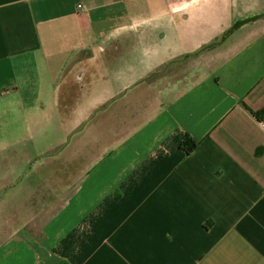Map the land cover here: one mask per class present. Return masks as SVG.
I'll return each instance as SVG.
<instances>
[{
	"label": "crops",
	"instance_id": "obj_1",
	"mask_svg": "<svg viewBox=\"0 0 264 264\" xmlns=\"http://www.w3.org/2000/svg\"><path fill=\"white\" fill-rule=\"evenodd\" d=\"M263 108L264 0H0V264H264Z\"/></svg>",
	"mask_w": 264,
	"mask_h": 264
},
{
	"label": "trees",
	"instance_id": "obj_2",
	"mask_svg": "<svg viewBox=\"0 0 264 264\" xmlns=\"http://www.w3.org/2000/svg\"><path fill=\"white\" fill-rule=\"evenodd\" d=\"M243 22L236 23L234 27H238ZM251 115L255 118L260 124H264V108L255 112L250 111ZM198 143L194 141L189 136H186L180 143V149L184 152L185 155H189L196 147Z\"/></svg>",
	"mask_w": 264,
	"mask_h": 264
},
{
	"label": "rangeland",
	"instance_id": "obj_3",
	"mask_svg": "<svg viewBox=\"0 0 264 264\" xmlns=\"http://www.w3.org/2000/svg\"><path fill=\"white\" fill-rule=\"evenodd\" d=\"M23 190L24 188L22 187H16V188L0 187V208L4 210L7 208L10 198L14 197V196L10 197L9 195L22 194Z\"/></svg>",
	"mask_w": 264,
	"mask_h": 264
},
{
	"label": "built area",
	"instance_id": "obj_4",
	"mask_svg": "<svg viewBox=\"0 0 264 264\" xmlns=\"http://www.w3.org/2000/svg\"><path fill=\"white\" fill-rule=\"evenodd\" d=\"M77 7H78V8H81L80 5H78ZM261 127H262V129L264 130V124L261 123Z\"/></svg>",
	"mask_w": 264,
	"mask_h": 264
}]
</instances>
